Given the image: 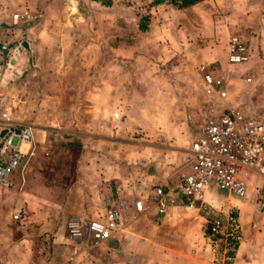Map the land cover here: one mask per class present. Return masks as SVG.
<instances>
[{"label":"crops","instance_id":"1","mask_svg":"<svg viewBox=\"0 0 264 264\" xmlns=\"http://www.w3.org/2000/svg\"><path fill=\"white\" fill-rule=\"evenodd\" d=\"M104 1L0 0V95L8 93L21 102L10 115L8 125L30 126L34 143L38 144L46 142L47 130L74 129L80 134L77 136L82 151L77 161V179L68 190L66 211L72 216L95 219L105 215L108 202L116 205L125 200L131 205L139 199L144 205V211L139 214L129 208L126 213L129 226L113 238L96 244L91 240L72 243L66 248L70 264H253L255 249L262 250L260 257L264 264V217H258L253 205L240 204L241 238L230 262H225V254L221 258L220 254L208 250L200 223L190 222L192 231L171 228L180 225L174 214L181 203L173 205L170 198L165 212H158L159 208L151 199L153 188L161 185L175 187L176 191L178 175L189 166V149L196 131L186 135L189 121L185 108L184 119L178 121L180 128L183 125V134L177 138L175 150L130 151L129 145H122L121 138L127 137L136 124L140 131L150 128L147 124L141 126L144 119L138 117V112L145 111L153 92L150 88L148 94L142 89L137 91L141 72H137L135 66L145 64L147 59L133 56L132 63L121 60L135 54L137 44L105 41L106 31L120 32L115 23L120 14L115 10H98L92 16L86 8L80 7L84 5L82 2L86 6H105ZM171 1L163 0L151 8L149 13L153 15L147 18L150 24L143 25L146 36L162 32L173 39L176 34H186V28H194L189 22L200 20L199 14L195 20L194 9L209 5L214 7L211 8L214 12H224L232 30L246 29L249 40L264 39V0H204L184 9ZM159 11L165 12L168 21L156 31ZM26 14L31 19L37 18L39 24L31 27L28 22H21L20 18ZM172 15L177 17L174 22ZM89 16L96 21L89 23ZM105 16L111 17L112 26H105ZM126 62L129 66L123 67ZM163 98L156 95L159 109L163 107L159 102ZM190 98L184 91L182 99L189 101ZM229 106L228 109L236 111L233 104ZM161 127L167 139L174 134L168 122ZM137 163L147 168H137ZM18 172L11 175L10 185ZM254 177L257 176L252 179ZM252 179L249 186L255 188L257 184ZM28 196L34 197L30 193ZM171 197H179L178 191L172 192ZM186 209L193 207L187 204ZM190 223L186 221L184 225ZM28 241L23 238L16 244L23 254L27 248L31 250ZM0 255L3 256L2 252Z\"/></svg>","mask_w":264,"mask_h":264},{"label":"rangeland","instance_id":"2","mask_svg":"<svg viewBox=\"0 0 264 264\" xmlns=\"http://www.w3.org/2000/svg\"><path fill=\"white\" fill-rule=\"evenodd\" d=\"M104 2L105 6L97 4L86 6V3L82 2L84 5L80 7L86 8L91 15L96 14L98 10L107 12L115 10L120 14L115 19L120 32L106 31L105 41L118 45L137 44L136 53L127 58L121 57V60H130L132 63L133 56L147 59L145 64H138V67L133 64L136 71L143 74H140L136 83L137 91L142 89L148 94L150 88L149 91L153 92V99L146 100L149 103L145 111L138 112V117L144 119V122H140L141 126L147 124L150 128L140 131L138 124L135 125V122L131 121L136 128L130 131L127 137L121 138L122 145H129L130 151L149 152L145 149L150 148L175 150L178 146L176 140L183 134V125L180 128L181 123L178 121L184 119L185 108L189 121L186 135L189 136L197 132L205 115L226 112L231 104L242 113L257 111L264 106V39L249 40V34L245 33L249 32L245 31L246 29L229 28L228 17L223 11L214 12L212 10L214 7L209 5L196 7L194 17L196 16V20L199 14V22H189V26L192 23L194 28H186V34H176L171 39L165 37L162 32L146 36L145 32L138 31L142 24H150V18H147L153 15L149 12L154 6L149 0ZM62 6L65 7V4ZM44 7L47 8V5ZM92 16H89V23L96 21ZM105 18V26L114 24L111 17ZM36 19H31L26 14L20 21L28 22L32 27L39 24V20ZM176 20L177 17L172 15V21ZM167 21L165 12L156 13V31H160L161 24ZM232 35L239 36L250 51V60L245 64L231 65L227 61V44ZM135 61L137 62V59ZM129 64L126 62L122 66ZM205 72L222 81V89L226 92L225 98H221L218 92L205 88L202 80ZM184 91L191 97L189 101L182 99ZM156 95L164 97L159 101L163 105L161 109L156 107ZM0 96L11 101L20 99L8 93ZM20 103L17 106L21 105ZM17 106L15 104V110ZM167 122L174 132L168 139L164 133L165 129L161 127V124ZM77 135L80 134L74 129L47 130L46 142L38 144L35 141L34 155L12 177L10 187H0V253L3 254L0 255V264H70L66 248L71 246L72 242L67 237L66 221L72 215L66 211L65 202L69 188L77 179V161L82 151V143ZM137 168L145 170L147 167L137 163ZM179 170L182 171V167ZM252 180L257 187L250 188L246 198L222 193L213 188L205 195L203 201L196 202L191 210L186 209V200L172 197L171 203L173 205L181 203V206L174 214L180 225H173L171 228L192 231L193 225L190 222L200 223L208 250H213L216 255L220 254V257L225 254V262H230L228 252L231 247L228 246L226 237L233 223L238 233L237 240L234 241L237 246L239 245L241 238L239 218L242 216L240 204L253 205L258 217H264L258 208V199L263 195L264 186L259 178L254 177ZM29 193L34 197L28 196ZM16 216L17 219L14 218ZM214 219L220 220L223 226L222 235L218 240L210 238L204 226ZM186 221L190 223L187 226L184 225ZM23 238L29 240L28 243L31 245L30 248L27 244L31 250L28 251L27 248L25 255L16 246ZM109 249L107 246L106 250ZM260 251L257 249L253 251L252 255L255 257L253 264H262Z\"/></svg>","mask_w":264,"mask_h":264},{"label":"built area","instance_id":"3","mask_svg":"<svg viewBox=\"0 0 264 264\" xmlns=\"http://www.w3.org/2000/svg\"><path fill=\"white\" fill-rule=\"evenodd\" d=\"M250 60V51L239 36L232 35L227 44V61L231 65L245 64ZM202 80L208 91L226 97L223 83L210 73H203ZM20 100H7L0 96V186L10 187V177L21 170L34 155L35 146L32 128L10 126V115ZM2 134V136H1ZM188 168L180 173L175 187L157 185L153 188L152 202L158 212L164 213L168 201L178 191L188 207L203 201L205 195L215 188L217 191L246 198L249 183L257 176L264 186V106L257 111L242 113L226 110L218 115H205L190 144ZM258 208L264 214V191L258 199ZM132 208L137 214L144 211L143 202L133 204L120 201L116 205L107 203L106 213L95 219L73 215L66 221L67 237L72 243L87 240L99 243L123 232L130 221L126 213ZM17 219L18 217H14ZM208 236L218 240L223 226L218 219L206 225ZM237 227L231 223L226 238L236 239Z\"/></svg>","mask_w":264,"mask_h":264},{"label":"trees","instance_id":"4","mask_svg":"<svg viewBox=\"0 0 264 264\" xmlns=\"http://www.w3.org/2000/svg\"><path fill=\"white\" fill-rule=\"evenodd\" d=\"M201 1H204V0H172L170 3L175 5L176 7H178L179 9H184V8H187V7H190L196 3H199ZM163 0H153L151 2V5L154 6V5H159L160 3H162ZM106 3L104 2V5ZM140 30H145V28L143 27V24H142V27H140ZM235 237H238V233L236 232V235ZM234 240H237L236 239H232V238H228V246L231 247L230 248V251L228 252V257L229 258H232L234 256V253L237 249V243L236 241Z\"/></svg>","mask_w":264,"mask_h":264},{"label":"water","instance_id":"5","mask_svg":"<svg viewBox=\"0 0 264 264\" xmlns=\"http://www.w3.org/2000/svg\"><path fill=\"white\" fill-rule=\"evenodd\" d=\"M1 136H2V134H1Z\"/></svg>","mask_w":264,"mask_h":264},{"label":"bare ground","instance_id":"6","mask_svg":"<svg viewBox=\"0 0 264 264\" xmlns=\"http://www.w3.org/2000/svg\"><path fill=\"white\" fill-rule=\"evenodd\" d=\"M125 230V229H124Z\"/></svg>","mask_w":264,"mask_h":264}]
</instances>
